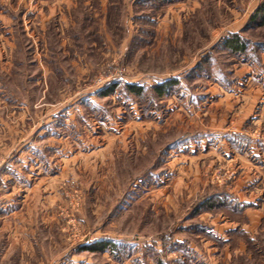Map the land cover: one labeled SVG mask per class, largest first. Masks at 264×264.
I'll return each mask as SVG.
<instances>
[{"label":"rangeland","instance_id":"rangeland-1","mask_svg":"<svg viewBox=\"0 0 264 264\" xmlns=\"http://www.w3.org/2000/svg\"><path fill=\"white\" fill-rule=\"evenodd\" d=\"M263 4L0 0V264H264Z\"/></svg>","mask_w":264,"mask_h":264},{"label":"trees","instance_id":"trees-1","mask_svg":"<svg viewBox=\"0 0 264 264\" xmlns=\"http://www.w3.org/2000/svg\"><path fill=\"white\" fill-rule=\"evenodd\" d=\"M256 19L257 20H260L261 21V24L264 25V4L261 5V6H259L255 10V12L253 13V15L251 16V20L252 21H255ZM225 45H226V47L230 48V50H232L234 52H239V51H242L243 50V44L240 42L239 37H237V36H234L233 39H231V40H227ZM113 89L114 88H110L109 90H105L104 93H102V95H108V94H110L111 92H113ZM130 89H131V91H133L136 94H140V92H141V89H140L139 86H137V87L136 86L135 87H130ZM156 90H157V93L159 95L163 91V88L157 87ZM105 245L107 247L110 246L111 249H114V246L111 245V244L110 245L107 244V242L104 244V248L100 246L101 247L100 249L103 250V249L107 248V247H105ZM94 249L95 250H98L99 247H96Z\"/></svg>","mask_w":264,"mask_h":264},{"label":"crops","instance_id":"crops-1","mask_svg":"<svg viewBox=\"0 0 264 264\" xmlns=\"http://www.w3.org/2000/svg\"><path fill=\"white\" fill-rule=\"evenodd\" d=\"M7 1V3L9 4V0H6ZM30 2H31V0H30ZM30 4V3H29ZM29 10H31L30 8H29ZM1 13V12H0ZM23 18H26L25 16L23 17ZM24 22V21H23ZM5 28H6V25H5Z\"/></svg>","mask_w":264,"mask_h":264}]
</instances>
